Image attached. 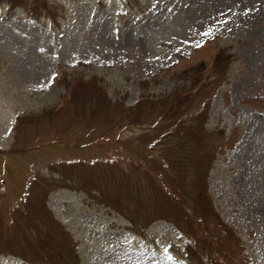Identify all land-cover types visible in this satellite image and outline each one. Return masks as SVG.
Masks as SVG:
<instances>
[{
    "label": "rangeland",
    "instance_id": "1",
    "mask_svg": "<svg viewBox=\"0 0 264 264\" xmlns=\"http://www.w3.org/2000/svg\"><path fill=\"white\" fill-rule=\"evenodd\" d=\"M177 250L264 264V0H0V264Z\"/></svg>",
    "mask_w": 264,
    "mask_h": 264
}]
</instances>
